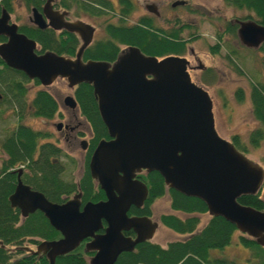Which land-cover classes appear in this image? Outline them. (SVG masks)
Wrapping results in <instances>:
<instances>
[{
	"label": "water",
	"instance_id": "obj_1",
	"mask_svg": "<svg viewBox=\"0 0 264 264\" xmlns=\"http://www.w3.org/2000/svg\"><path fill=\"white\" fill-rule=\"evenodd\" d=\"M47 2L42 13L48 23L35 9L31 21L41 30L48 27L78 36L81 45L74 58L47 52L37 55L35 42L18 33L2 10L0 36L6 42L0 44V60L42 87L57 78L64 79L69 89L91 86L107 139L97 142L87 169L104 200L81 206L79 194H74L62 203L50 202L24 185L18 170L9 207L18 210L21 219L39 212L60 236L41 241L27 252L44 255L47 264H54L57 257L84 242L83 253L91 254L88 264H114L120 254L150 241L157 224L146 217L128 216L129 209L141 208L147 197L145 184L136 178L141 172L157 173L167 189L201 201L209 217L223 219L264 247V212L238 203L240 197L258 192L264 171L216 134L212 102L190 81L188 62L178 57L157 60L129 47L112 64L83 63L80 56L91 41L92 27L65 21L66 13L51 11ZM236 34L248 49L264 42V27L253 21L240 22ZM64 103L76 107L70 96ZM128 232L133 237L124 235Z\"/></svg>",
	"mask_w": 264,
	"mask_h": 264
},
{
	"label": "trees",
	"instance_id": "obj_2",
	"mask_svg": "<svg viewBox=\"0 0 264 264\" xmlns=\"http://www.w3.org/2000/svg\"><path fill=\"white\" fill-rule=\"evenodd\" d=\"M11 0H0V9L11 13ZM29 8H39L44 0H22ZM57 0L56 6L68 11L82 10L90 15L98 16L102 8L109 10L106 0ZM228 6L248 12L247 18L264 27V0H223ZM125 7L127 16L131 13L132 4L128 0H120ZM19 31L33 40L40 53H51L56 56L71 58L77 51V39L67 35L65 39L56 38L50 30L19 28ZM107 34L110 40L96 43V46L85 50L84 58L92 61L112 64L117 56L118 45L136 47L142 54L149 57H163L179 54L182 43H174L171 35L162 33L154 28L147 19H141L129 27L112 28L108 26ZM2 38H0V42ZM263 49L260 47V50ZM249 80V79H248ZM28 80L17 71L7 68L0 60V93L1 104H6L20 111L18 121L24 112L32 117L50 119L57 110V104L51 95L44 90L35 91L32 99L27 102V89L24 86ZM34 85L38 82L33 80ZM73 98L78 105L81 116L88 123L92 131L90 151L86 157L84 173L78 183L81 202H98L104 199L103 193L94 184L87 171V162L92 149L98 141L107 139L106 130L102 125L92 89L87 84H79L73 90ZM243 98L241 91L236 92V99ZM248 98L252 115L260 124V128L249 134L248 143L256 147L264 140V84L249 80ZM46 134L34 131L22 124L6 133L0 140V150L5 158L0 161V264H47L42 257L25 256V244L35 248L40 241H51L59 238L39 213L35 212L21 219L18 210L8 204V196L12 194L17 171H21L20 181L43 196L50 202L62 203L67 197L77 194V182L65 183L61 180L63 167L59 163L62 154L51 144H39ZM231 144L240 152L238 139L231 138ZM139 179L147 187V198L139 209L131 208L128 216L150 217V206L153 201L167 195L170 213L161 215L159 223L162 227L178 236H186L182 240L167 243L165 247L150 242L136 245L129 253H122L114 264H236L223 256L216 257L214 250H223L230 244L235 228L219 217L208 218L207 223L198 229V216L206 214L204 204L195 199L185 197L173 190L166 189L157 173H148ZM238 203L258 211H264V202L259 194L240 197ZM184 215L180 219L176 214ZM133 237L132 233H124ZM238 244L253 252L260 260L264 259V250L254 241L240 235ZM83 244L73 252L57 257L54 264H87L90 254L82 251Z\"/></svg>",
	"mask_w": 264,
	"mask_h": 264
},
{
	"label": "rangeland",
	"instance_id": "obj_3",
	"mask_svg": "<svg viewBox=\"0 0 264 264\" xmlns=\"http://www.w3.org/2000/svg\"><path fill=\"white\" fill-rule=\"evenodd\" d=\"M108 1L115 4L116 0ZM174 1L175 0H131L133 7L130 13V19L128 20L130 23H133L141 15L151 16L144 10V6L154 5L155 7L159 6L158 13H160L159 19L155 20L156 26L163 28L170 27V21L168 22V20L176 15L180 18L179 23L190 25V30L193 32L196 31V33L199 34V37H197L198 39L195 38L188 41L187 45L193 50L194 55H196V58L200 61V64H202L203 70L197 69L196 62L187 57L186 60L189 62L187 72L190 80L207 92L212 102L214 129L219 137L229 142L232 137H236L240 148L245 149L243 154L264 170V140L260 141L256 147H251L248 143L249 134L258 130L260 127V124L252 115L251 104L248 98L249 80L264 84V65L261 63V59L264 58V47L256 52L244 49L234 39V36L228 33L225 27L227 32L223 34L222 47L218 46V48L221 47V49L218 50L213 47L215 44L213 30L211 29L212 24L208 23L209 21L216 22L217 26L213 28L221 26V30L224 28L223 19L228 20L231 17L244 18L248 15V12L236 10L225 4L223 0H187L189 7L186 9L179 6L170 8V4ZM16 2L18 3L19 1L17 0ZM191 4L201 5L208 11H216L212 13L203 12V14L200 15L195 14L187 19V15L185 16V14H188L187 9H192ZM13 6L14 11L10 16L11 22L15 20L16 23L19 24V21L24 22L26 18L31 16L30 11L25 9L24 6H18V4L16 6L14 4ZM195 12L200 13L202 11L195 10ZM78 17L85 22V24L87 23V25L89 24L94 27L99 36L101 35L105 18H91L80 13ZM68 18L70 21L77 20V11L71 10ZM186 37L187 35L185 33L180 35L182 39ZM233 60H235L234 62L237 64L236 67L238 66L241 68L246 77L243 74H236L234 71L235 65L232 63ZM24 86L27 89V102L32 99L36 90H45L56 99L60 105L59 112L63 117L66 113H70L68 110L61 107L62 99L67 95H72V89L67 87L65 80L56 79L47 88H43L40 85L36 86L32 82H27ZM237 91H241L243 96L240 101L236 99ZM18 113H20L19 110L0 103V140L3 138L4 133L11 131L16 124H22L34 131L43 134H52L53 137L51 141L54 142L56 133L53 124L57 123L58 119L54 118L50 121H44L21 112L23 117L18 121ZM58 146L67 154L65 157H63V154L59 159V163L63 167L60 178L65 183H76L82 169V152L78 150L77 144H64L60 141ZM4 158L5 156L0 150V161ZM259 197L264 201V182L259 192ZM150 211L151 219L158 224L153 238L150 240L151 243L165 247L167 243L182 240L184 238L167 231L158 223L161 215L170 213L167 195L153 201L150 206ZM175 216L180 219H184L185 217L178 213ZM208 218L206 214L198 216V229L202 228V226L207 223ZM239 236L240 234L235 231L228 246L221 251L214 250L211 254L216 257L223 256L234 261L236 264H264V259L260 258L259 260L253 252L244 249L238 244ZM25 246L34 250V248L28 244H25ZM262 249L264 250V247Z\"/></svg>",
	"mask_w": 264,
	"mask_h": 264
},
{
	"label": "flooded vegetation",
	"instance_id": "obj_4",
	"mask_svg": "<svg viewBox=\"0 0 264 264\" xmlns=\"http://www.w3.org/2000/svg\"><path fill=\"white\" fill-rule=\"evenodd\" d=\"M16 1L17 0H11L10 1L11 2V10L12 11H11V13H8L9 19H10V16H11L12 12L14 11V6L13 5L15 4V6H16L18 4V6H20V5L24 6V8L29 10L30 13H31L32 9H35L38 13L41 14L42 19L46 23H48L47 18L42 13V8H43V6L46 4V2L48 0H44L43 4L39 8H34V7H31V6L29 8H27L24 5L22 0H18L20 3L19 2L17 3ZM80 1L85 2V3H89L91 6H94L88 0H80ZM106 1L108 2V6L110 7L109 10H105L104 8H102V13L100 15H98V16L87 14L86 12H83L82 10L77 11V21L83 22L78 17L79 13L83 14V15H86L88 17H91V18H94V17L95 18H105L104 22H103L104 24H103L100 36L95 31V28L91 26L92 29H93V33H92V36H91V41L83 49V51L81 53V56H80L81 62L85 63L87 61H92V60H87V59L84 58L85 50L87 48L94 47V46H96V43H99L101 41H105V40H110L111 39L110 35L107 34V31H106L108 26H111L112 28H118V27H122V26L129 27L131 25H135L136 23H138V21L141 20V19H147V20H149L151 22V24H152V26L154 28H156L157 30L161 31L162 33H166L167 35H171V39H172V41L174 43H182V51L179 54L166 55V56H163V57H159L158 59H161V58H164V57H167V56H172V57H181V58L186 60L187 57H188V58L192 59L194 62H196L197 69L203 70L202 64H200V61L196 58V55H194L193 50L189 47V45H187L188 41H191V40L199 37V34H197L196 31L195 32L191 31L190 30V28H191L190 25L179 23V19H180L179 16L174 15L172 18H170V20H168V22L170 21V27H168V28H163V27H160V26H156L155 20H158L159 17H160V13H158L159 6L155 7L154 5H146V6H144V10L147 13H149L151 16L141 15L135 22L130 23L129 20H128V19H130L129 18L130 14H128L127 16H124L125 7L122 6V4L120 3V0H116L115 4L111 3L108 0H106ZM128 1L131 2V0H128ZM56 2H57V0H50L49 2H47L48 5H49V8L51 9V11H55V12L57 11L59 13L65 12L66 14L64 16V20L65 21H70L68 17H69V14L71 13V11H68V10H65L63 8L57 7L56 6ZM173 4H175V5H173ZM178 6L179 7H184L186 9V8L189 7V3H188L187 0H175L174 2H172L170 4V8H174V7H178ZM191 7H192L193 10L192 9H187L188 10V14H185V16L187 15V19L189 17L194 16L195 14L200 15V14H203V12L212 13V12L216 11V10H212V11L209 10L208 11V10H206L205 7H203L201 5H197V4H195V5L191 4ZM2 10L3 9H0V13H1ZM195 10H200L202 12L196 13ZM185 16H184V19H185ZM247 20H250L249 18H247V15L244 18L231 17L228 20L223 19L222 22H223L224 28L221 29V30H220L221 26H218L217 28H213V27L217 26L216 22L209 21L208 23L212 24L211 25V27H212L211 29L213 30V34H214L213 39H214V44L215 45L213 47L218 49V50L221 49V47H222L221 46V44H222V36H223L224 33L227 32V30H228V33H231L234 36V39L237 41L236 31H237V29L239 27V23L243 22V21H247ZM9 23H14L17 26V32L20 33V34H23V33H21L19 31V28H21V27H25L26 29H32V30L33 29H37L39 31L41 30V29H38L32 23L31 16L29 18H26V21H24V22L19 21V24H17L15 20L13 22H11L9 20ZM83 23H85V22H83ZM225 27H226L227 30L225 29ZM42 30H50L52 32V34L56 38H61V39H65L67 37V35H73L77 39V49L81 45V40H80V38L78 36L76 37L74 34L68 33L65 30L54 31V30H52V29H50L48 27L45 28V29H42ZM184 33L187 35V37L184 38V39L180 38V35H182ZM25 37L28 38L27 36H25ZM0 38H2V41L0 42V44L6 42V38L5 37L0 36ZM28 39H30V38H28ZM237 42L239 43V41H237ZM218 46H221V47L218 48ZM129 47H131V46L118 45V52H117L116 59H118V58L122 57L123 55H125L126 54V50ZM260 47L261 48L264 47V42L261 43L260 46L257 49H247L246 48V50H249L251 52H256V51H258L260 49ZM243 48L245 49V47H243ZM35 53L37 55H40L43 52L40 53L38 48H37ZM71 58L73 59L74 56L71 57ZM230 60H231V58H230ZM234 61L235 60H233L232 63L235 65L234 66V71L236 72V74H239V75L243 74L244 75V73L241 70V68H239L238 66L236 67L237 64H235L236 62H234ZM188 68H189V62H188V65H187V70H188ZM28 82L29 83H31V82L33 83V81H29V80H28ZM45 88H47V87H45ZM74 88H72V95L71 96L67 95V96H70L73 100H74V98H73V90H74ZM38 90H41V89H38ZM51 97L54 99V101L57 104V110H56V112L53 114V116L50 119H41V118L40 119L44 120V121H50V120H52L54 118L58 119V122L53 124V128H54V131L56 133V138H54V142H52L51 139H52L53 135L50 134V133H45L46 134V136L44 137L45 139H43L39 144H51V145L55 146L56 148L59 149V151L61 152L62 155L64 154L63 157H65V155L67 156V154H65L63 152L62 148H60L58 146V143L60 141H62L64 144H66V143L77 144L78 150L80 152H82V169L80 171V176H79V178L76 181L77 182V191H76V193L79 194V196H80L79 201H80V205L82 206L84 203L82 204V202H81V194L79 192L78 183H79V181H80V179H81V177H82V175L84 173V168H85V165H86V157H87V155H88V153L90 151L91 140H92V131H91V128L88 125V123L81 116L79 108H78V105L76 104V102H75L76 107L70 108V107L66 106L65 103H64V98L66 96L62 99L61 107L65 108L66 110H68L70 112V113H66V115H65L66 117L64 116L65 117L64 118L63 115L59 112L60 111V105L58 104V102L56 101V99L53 96H51ZM0 98H1V93H0ZM57 125H59L58 128H57ZM87 166H88V163H87ZM87 171H88V169H87ZM143 175H144V172H141L140 174H137L136 177H137L138 180H140L139 177L143 176ZM94 184H95V182H94ZM69 197H71V196H69ZM69 197H67V199ZM40 257L45 259L44 255H41V254L38 255L36 257V259H38Z\"/></svg>",
	"mask_w": 264,
	"mask_h": 264
}]
</instances>
